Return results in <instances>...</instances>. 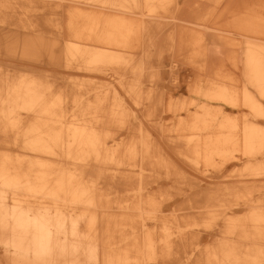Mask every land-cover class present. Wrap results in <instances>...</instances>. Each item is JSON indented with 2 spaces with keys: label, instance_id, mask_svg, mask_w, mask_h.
I'll return each instance as SVG.
<instances>
[{
  "label": "bare ground",
  "instance_id": "6f19581e",
  "mask_svg": "<svg viewBox=\"0 0 264 264\" xmlns=\"http://www.w3.org/2000/svg\"><path fill=\"white\" fill-rule=\"evenodd\" d=\"M5 1L8 5L0 2V8H12L11 12L16 14L13 19L18 21L16 27L19 29L3 26L10 18H0L4 22L0 25V134L3 136L1 139L9 144L7 147L12 145L23 149L20 157L12 158L6 152L0 155V242L14 253L5 261L7 264H91L88 243L78 233L76 223L79 217L74 209L78 205L84 206L89 213L86 216L88 225L92 228L97 218L91 209L109 207L116 201L105 192L107 183L101 182L104 177L85 169L84 164L95 160L120 168L136 156L138 143L144 145L146 138H131L121 146L108 145L106 141L111 130L105 127L113 122H122L126 113L121 105L114 101L108 108L103 105V98L82 102L77 96L66 97L62 89L46 79V75L36 73L39 60L34 57L35 53L39 55L47 51L57 53L73 67L117 65L130 58L119 55L111 46L129 45L135 25L119 17L116 19L109 12L83 8L78 3L81 0ZM210 1L216 5L226 2L223 12L229 13L241 1L247 0H146V6L155 12L157 7L167 10L173 4L177 24H182L193 18L199 19L198 15L204 17L215 12L208 6ZM103 2L107 7H123L128 0ZM178 30L180 37L176 44L181 50L182 46L191 45L193 54L200 55L208 68L225 60L233 66L241 63L242 76L264 98V44L246 40L242 55L238 56L227 50L231 43L223 36H214L202 48H195L203 38L185 40L186 32L182 28ZM8 46L12 50L10 54L1 51ZM22 60L27 62L26 66L22 65L25 64L21 63ZM8 62L27 68V72H9L5 67ZM210 90L202 93L206 102L223 101L226 108L239 105L236 95L229 94L227 88L219 86ZM133 91L138 93L139 88ZM240 101L249 108L253 119L264 118L263 105L247 88L242 90ZM201 108L202 113L190 112L188 119L177 126L178 134L193 133L187 135L183 143L185 159L174 160L172 164L176 167L193 165L199 170L202 166L219 163L221 169L240 158L234 154L240 151L247 159L256 160L255 165L249 167L251 173L257 171L255 174L259 175L264 172V127L257 120L244 117L243 125L238 129L236 118L229 112H213L208 104ZM184 109L188 110L187 107ZM213 124L217 126L211 128ZM30 154H46L58 160H32ZM65 159L67 165L63 163ZM165 163L168 164L163 160ZM123 167L120 173L134 172ZM247 180L244 179L245 182ZM249 181L256 183L253 178ZM20 193L23 196L17 197ZM137 193L141 196L140 192ZM8 195L12 199L11 210L3 207V199ZM224 196L212 195V204H216L215 207L227 205L222 204ZM133 199L132 210L137 212L143 227V248L153 253L157 242L165 245L175 233L168 222H163L161 234L156 239L145 218L156 217L159 204L152 197ZM231 199L233 202L224 208L223 238L207 253V264H264L263 203L240 193ZM170 204L169 200L163 203V212ZM241 208H246V215L235 216ZM175 227L180 228L179 224ZM185 236L187 234L181 230L176 234V238ZM191 236L201 237L199 234ZM165 249L168 251L169 247Z\"/></svg>",
  "mask_w": 264,
  "mask_h": 264
},
{
  "label": "rangeland",
  "instance_id": "374dc122",
  "mask_svg": "<svg viewBox=\"0 0 264 264\" xmlns=\"http://www.w3.org/2000/svg\"><path fill=\"white\" fill-rule=\"evenodd\" d=\"M3 1L5 0H0L8 5ZM78 3L83 8L86 6L109 12L114 18L119 17L126 23L135 25L129 45L111 46L116 53L130 59L117 65L78 68L67 64L57 53L44 51L39 55L35 53L34 58L39 60L36 62L39 65L36 73L46 75L45 78L53 86L62 89L66 97L77 96L82 102L103 98V105L107 107L114 101L118 102L126 115L121 123L113 122L105 127L111 130V136L106 141L108 145L121 146L131 138H146L144 145L138 143L136 156L121 166L125 165L123 168L126 171L133 169V173H120L121 167L95 160L84 164L85 169L104 177L101 182L107 183L105 192L110 199L116 201L109 207L91 209L97 218L92 228L88 225L86 216L89 213L84 210V206L78 205L74 209L75 215L79 217L76 223L78 233L88 243L86 245L91 254L88 258L91 264H207V253L223 238V217L226 216L224 208L233 202L231 198L238 193L246 194L260 200L264 207V172L259 175L255 174L257 171L251 173L249 167L255 165L256 160L247 159L240 151L234 153L240 158L232 160L221 169L219 163L202 166L199 170L194 169L193 165V168L189 165L176 167L172 163L174 160L185 159L182 155V151L186 149L183 143L186 136L193 133L178 134L177 126L182 120L188 119L190 112L202 113L201 107L208 104L213 112H229L230 116L236 118L238 129L243 125L244 117L257 120L264 127V118L253 119L249 108L240 101L244 88L255 96L263 108L264 98L242 76L241 63L233 66L225 60L208 68L200 55L193 54L191 45L182 46L181 50L176 44L180 37L178 29L182 28L186 32L183 36L185 40L199 36L203 38L195 48H202L214 36H223L224 40L231 43L227 50L241 56L246 40L264 44V0L241 1L229 13L223 12L226 2L221 1L216 5L210 1L208 6L214 8L215 12L204 17L202 14L198 15L199 19L193 18L182 24H177L173 4L167 10L157 7L155 12H151L146 6V0H128L125 6H110L112 8L107 7L102 0H81ZM11 10L12 8H0V18H10L3 22L5 25L0 21V25L19 29L16 27L18 21L13 19L16 14ZM227 50L225 48L226 52ZM1 51L10 54L12 50L8 46ZM24 62L22 65L26 66V61L22 60L21 63ZM7 65L6 69L13 74L27 72V68ZM219 86L227 88L229 94L236 95L239 105L226 108L223 101L206 102L202 93ZM134 88H139V92L135 93ZM185 107L188 108L187 111ZM215 126L217 125L213 124L211 128ZM1 138L3 136L0 134V155L6 152L12 158L20 157L23 149L12 145L7 147L9 144ZM30 155L32 160H58L55 157L51 159L46 154ZM163 160L168 164H163ZM63 163L68 164L66 159ZM129 164L135 166L131 167ZM246 178L248 180L245 182ZM252 178L256 179L255 184L249 181ZM215 194L225 195L222 204L227 205L215 207L216 204H212V195ZM16 196L22 197L23 193ZM149 197L159 207L156 217L145 218L147 227L154 232L156 239L161 234L163 222H168L175 233L165 245L157 242L153 253H148L143 248V227L137 212L132 210L135 202L133 198ZM166 200L171 204L163 212ZM119 202L121 206L118 205ZM3 204L8 210L12 209L10 195L3 199ZM245 215L246 208L235 213L237 217ZM177 224L180 228L175 227ZM178 229L187 236L176 238ZM193 234L201 237L194 238L191 236ZM233 239L239 241L237 237ZM167 246L168 251L165 249ZM7 249L0 242V264H7L5 258L14 254L10 248L6 251Z\"/></svg>",
  "mask_w": 264,
  "mask_h": 264
}]
</instances>
